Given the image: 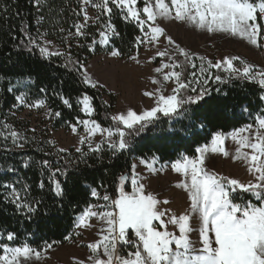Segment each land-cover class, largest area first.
<instances>
[{"label": "snow or ice", "instance_id": "6c2138e0", "mask_svg": "<svg viewBox=\"0 0 264 264\" xmlns=\"http://www.w3.org/2000/svg\"><path fill=\"white\" fill-rule=\"evenodd\" d=\"M84 5H91L97 9L100 14H107L109 21L102 25L99 31V44L108 45L113 37L119 35L115 25L111 20V15L114 9L119 12L122 19L128 22H135L137 27L145 37H137L135 43L137 45L143 43H153L159 36L164 35V29L161 27H154L148 24L149 21L155 23L157 16L163 18H173L176 21L186 22L194 25L196 29H206L208 33H222L226 37H236L247 39L248 43L260 48L264 45L258 43V38L264 39V23L259 21L264 20V0H144L142 9L137 8L138 0H81ZM15 3V0H13ZM29 3L37 9L34 20L37 26V35L43 38L44 33L39 31V26L44 21L45 17L41 14V8L45 5L46 0H29ZM51 9V6L49 5ZM174 10V16L172 12ZM8 9H4L7 14ZM76 16L83 14L84 23L73 22L72 27L75 29L74 35L77 38L86 37L85 28L88 25L89 17L85 8H80L79 12L74 11ZM16 15L20 16V12L16 11ZM100 16L96 17L99 22ZM111 32V36L108 35ZM20 32L23 37L21 44H24L26 49L31 52L32 47L39 49L40 54L48 58L50 55L60 56V52L49 53L47 46H40L35 38L29 32L27 20L21 22ZM64 33V29H60ZM13 39L17 37L13 34ZM63 42V41H62ZM169 45L174 48L169 51L167 48L157 53L160 57H167L171 63H165L162 68L178 69L184 64H191L196 67L194 60L196 57L190 54L184 48L180 47L169 36L167 37ZM50 43V42H47ZM97 41L92 39L89 51L95 50ZM70 47V45H69ZM111 55L113 57L121 55L118 49H112ZM184 57L183 62H178L176 56ZM135 58V57H133ZM203 60V57H199ZM235 57L224 58L222 61L213 63L208 61V68L220 69L222 65L227 66L231 76L242 78L245 80H256L259 78V84L264 87V69L253 71V66L245 61L243 70L233 67V60ZM77 63H79L77 61ZM162 68L155 69L157 73L162 72ZM202 69L201 76L191 81L181 82V72L172 71L163 76V81L167 82L171 78H175L177 87L172 89L174 94L165 97L163 94L159 95L156 100V106L151 110L144 111L142 114H137L133 110L127 111L126 115L113 116L112 119L122 124L126 129H134L135 125H140L135 128V133L138 135L144 130L148 123H151L152 118L156 117L157 113H163L168 116L170 113L177 111L178 107L184 105H195L208 95L209 90L206 87L210 77L205 75ZM195 77V73H192ZM215 80H221L220 76H215ZM84 82L91 83L90 79L84 74ZM153 83H160L156 80ZM192 84H198L200 87H192ZM95 86V85H93ZM166 90V89H165ZM185 90V95H180V91ZM12 89L9 88V92ZM41 91H46L41 89ZM188 92L195 93L194 95L187 94ZM146 96L151 97L152 93H145ZM179 96V98H178ZM16 101L20 104L25 103L23 95H17ZM62 103L68 108L72 107L69 98L60 97ZM90 97L85 95L81 103L83 104V111L85 113L92 112L90 104ZM264 101V95L260 97ZM44 104V101H39L37 107ZM56 117L61 116L60 111H55ZM259 128L255 134V142H252L251 137H244L239 140L241 147H247L252 150L250 156L246 159L250 160V171L256 173L254 181L248 184L241 183L237 179H230L225 176H219L214 172H208L202 167L204 164V153L217 152L221 149L219 145L223 143L222 134L217 135L212 139L211 148H198L197 151L201 153L197 159H189L183 157L182 160H177L171 165V168L176 172L183 174L185 177H190V183H178L175 186L182 188L187 192L188 199L191 201L190 208L185 214L177 215L175 213L169 214V210L157 209L158 204H168L170 201L158 200L151 193H144V185L139 184L135 177L136 165H132L133 178L131 184L133 191L128 193L124 191L123 187L119 189V196L114 198L108 194L100 197L105 203L104 205H90L79 215L76 220L77 228H88L91 224L88 223L91 217L99 216L103 219L107 228L102 229L104 234L100 241L96 243H88L87 248L92 252V256L88 257L92 264H264V135L260 134V129H264V118H257ZM84 125L90 123L89 120L78 121ZM94 127L88 129L89 136H92L100 129V125L95 121H91ZM252 125H247L246 129L251 130ZM0 129L7 130V134L0 131V150H9L8 141H11V146L14 148H23L28 139L26 136L13 130L7 123L0 124ZM34 131V130H33ZM72 131L75 133L77 128L72 126ZM101 131H104L101 129ZM109 138L118 136V141H111L108 144L109 149L125 150L129 148L130 141L125 138V132L113 131L111 128L107 129ZM245 129H239L232 133L233 139H236L240 132ZM85 142L81 138L80 143ZM92 151H98L99 145L91 148ZM61 152L64 150L61 149ZM77 152L81 149L77 148ZM227 155V152L224 153ZM158 157H152V163H156ZM33 162L31 157L21 158V166L28 169ZM42 166L50 169V183L53 185L51 191L56 197L63 196V188L59 180L55 179L57 173L61 170L56 168L51 170V163L48 160L37 162ZM142 164L146 161L142 160ZM151 170V165H147ZM0 171H7L9 173H17L18 169L12 165L6 169L0 167ZM126 177L121 176L123 181ZM19 179L15 181L0 182V189L4 192L0 195L4 196L5 202L12 203L14 207L26 214H34L38 208L34 205L40 203L39 200L28 201L26 199L30 191V185H23L22 188H17L15 185ZM43 189L44 184L41 181L38 185ZM241 191L244 193H251L256 200L261 201L260 206L253 203H235L233 202L232 194ZM21 192L24 195H21ZM90 195L98 197L97 189H91ZM93 207H103L102 212L93 211ZM191 214V215H190ZM167 217V220L164 219ZM190 219L194 221L193 226L190 227ZM158 221L159 224H155ZM169 225L178 228V234L174 231L168 230ZM198 227V234L196 245L194 246L189 233L193 232ZM158 228L165 229L164 231ZM131 234L135 239H132ZM13 241L16 238V233L0 232V239ZM214 235V238H213ZM118 245L130 246L134 251H128L127 255L118 247ZM174 245V247H173ZM3 254H0V264H25L26 261L32 258L35 252V258H40V252L33 249L29 244L25 243L22 246L9 247L7 244L3 246ZM52 245H47L51 248ZM102 249L103 256L107 259H102L99 252ZM24 258L23 261L20 258Z\"/></svg>", "mask_w": 264, "mask_h": 264}, {"label": "trees", "instance_id": "16d2710c", "mask_svg": "<svg viewBox=\"0 0 264 264\" xmlns=\"http://www.w3.org/2000/svg\"><path fill=\"white\" fill-rule=\"evenodd\" d=\"M143 6V2L139 1L137 7L142 9ZM5 8L8 9L7 14L4 13ZM59 8V5H54L52 11ZM16 11L20 12V16L16 15ZM36 12L37 9L29 0H15V3L13 0H0V124L10 122L9 115L18 105L15 97L23 95L27 103L44 101L50 112L52 130H68L71 125L86 118L81 101L87 95L91 98L93 119L103 129L125 132L130 146L125 150H113L101 144L98 151L82 147L80 152L70 150L63 153L52 147L47 140L35 146L28 142L23 148L12 147L9 140V150H0V167L6 169L14 165L18 172L0 171V182H11L18 178L19 182L15 185L18 189L25 184L30 185L26 199L39 200L40 203L34 205L38 208L34 214H26L18 211L12 203L5 202L4 196L0 195V232L16 233L13 241H8L6 235L0 239V254H3L4 244L16 247L27 243L37 251L47 248L49 244L54 247L66 244L74 237L75 222L79 215L87 206L97 204L96 198L90 195L91 189H97L98 196L108 194L114 198L119 196L121 187L130 193L132 165L136 160L149 161L152 157H158V161L164 164L175 163L183 157L193 159L197 156V149L207 146L217 133L230 134L255 124L257 117H264V101L260 99L264 95V87L258 81L231 76L221 68L200 66L196 58V67L184 64L174 70L181 72L182 82L200 77L202 69L205 70L204 74H210L211 77L206 85L208 95L198 104L178 107L176 112L168 116L157 113L151 123L137 135L134 129L140 125L126 129L112 119L116 97L107 94L104 89L85 83L82 72V65L87 60L94 55L111 53L112 49H118L122 59L134 55L138 48L135 40L142 36L136 23L125 21L114 9L110 22L115 25L119 35L111 39L107 48L96 46L94 53L72 48L65 55L45 58L37 47L29 45L32 47L29 52L21 44L22 39L26 42L20 32L24 19L27 20L30 34L38 42L34 20ZM49 20L52 26H63L66 22L65 19ZM13 34L17 39H13ZM89 34L96 36L95 28ZM175 59L178 62L184 61V57L179 55ZM192 73H195V77ZM215 76H220L221 80H215ZM192 87L200 86L192 84ZM41 89L46 91L42 92ZM106 95L110 97V103L105 101ZM180 95H185V90H181ZM60 97L69 98L72 107L65 106ZM55 111H60L61 116L56 117ZM27 157H31L33 163L25 169L21 166V158ZM43 160L50 161L51 170H61L55 179L62 185V198L56 197L51 191L53 185L50 183V169L37 163ZM121 176L126 177L123 183ZM41 181L43 189L38 186ZM3 192L0 189V193ZM21 195L24 193L21 192ZM231 198L235 203L261 204L251 193L239 190ZM129 234L133 238L131 232ZM118 247L125 255L135 250L130 246Z\"/></svg>", "mask_w": 264, "mask_h": 264}, {"label": "rangeland", "instance_id": "374dc122", "mask_svg": "<svg viewBox=\"0 0 264 264\" xmlns=\"http://www.w3.org/2000/svg\"><path fill=\"white\" fill-rule=\"evenodd\" d=\"M139 1H142L144 5V0ZM166 3H170V0H166ZM54 5H59L60 8L52 11ZM82 7L86 9L91 19L85 28L87 36L77 38L74 35L75 29L72 27V24L73 22L84 23V17L83 14L76 16L73 13L74 11L79 12V9ZM41 14L45 16V19L39 26V31L44 33V36L43 38L39 37L38 42L40 46H47L49 53L58 51L61 55H65L66 51L72 48L86 51L87 53H94V51H89L93 38L97 41L95 47L107 48L110 45V43L106 46L99 44V31L103 30L102 25L109 21L108 15L100 14L91 5L82 4L81 0H46L45 5L41 8ZM98 15L100 16L99 22L96 21ZM172 15L174 16V10ZM49 18L65 19L66 22L63 26H52ZM259 22L264 23V20ZM148 24L163 28L164 35L159 36L151 44L143 43L138 45L137 52L129 58L122 59L120 55L113 57L111 53H103L101 55H94L90 60H87L86 64L82 65L83 75L86 73L91 81V83H87L88 85L104 89L107 94H112L116 97L113 116L126 115L129 110L142 114L144 111L151 110V108L156 106V100L159 95L163 94L167 97L174 94L172 89L177 87L175 78L173 77L169 81L164 82L163 76L175 70L171 67L162 68L163 64H170L171 61L167 57L157 55L159 51H163L166 48L169 51L174 48L173 45H169L167 42V37L169 36L176 44L190 54H193L198 59L200 66L208 67V61L216 63L226 57H235L238 59L233 60V67L239 68L241 72L243 70L241 61L252 65L253 71L264 69V48L249 44L245 38L239 36L226 37L222 33H208L206 29H196L194 25L186 22L176 21L173 18L166 19L161 16H157L155 23L149 21ZM61 28L64 29V33L60 32ZM93 28H95L96 36L89 34ZM108 35L111 36L110 31H108ZM141 37H145V34L142 33ZM258 43L264 45V39L258 38ZM199 57H203V60L199 59ZM158 67L162 68L161 73L155 71ZM221 69L229 72L226 65H222ZM153 80L160 83H153ZM256 81L259 82V78ZM146 92L153 95L151 97L146 96ZM104 99L107 103H110L111 99L108 95ZM36 105L37 103L31 104L25 102L24 104H20L18 102V105L14 107V110L9 115L8 121L10 122H5L13 130L26 136L28 142L33 146L47 140L56 150L61 152L60 150L63 149V153H65L70 150L76 151L77 148L81 149L82 147L91 149L101 144L108 145L109 142L117 141L118 139V136L115 135L109 138L107 129L101 127L94 135L89 136L88 129L94 127L91 121H95L93 119V110L90 114L85 113L82 103V112L86 117L84 120H89L90 123L88 125L79 122L73 124L77 128L75 133L72 131L73 125L68 130H52L50 112L46 105L43 104L40 107ZM257 118L251 130H247L246 127L242 128L245 131L240 132L236 139H233L232 133L238 130L227 135H222L223 143L219 145L221 150L204 153V164L202 167L210 173L214 172L219 176L237 179L244 184L253 182L256 173L249 170L251 163L249 159L245 158L252 154V150L247 147H241L238 141L244 137H251L252 142H255V134L259 128ZM96 124L98 123L96 122ZM101 129L104 131H101ZM3 132L7 134V130L5 129H3ZM260 134L264 135V129H260ZM81 138L85 139L83 144L80 143ZM211 142L204 147L210 149ZM225 152H227V155H224ZM200 155L201 153L198 152L197 156L193 159L199 158ZM141 161L136 160L134 162L136 165L135 177L139 184L144 185V193H151L160 201H170L168 204H158L157 209L161 211L167 209L169 210V214L175 213L177 215L188 212L191 201L188 199L187 192L182 188H177L175 185L184 182L190 183V177L176 173L171 168L173 163L162 164L157 161L153 164L151 159L142 164ZM149 164L151 165V170L147 166ZM130 188L131 193L133 191L131 182ZM102 196L95 197L97 200V204L95 205L107 203L100 198ZM92 210L102 212L112 209L93 207ZM164 219L167 220V217H164ZM88 223L91 224V227H75L73 239L69 240L66 244L52 246L51 248L39 251V259L35 258L34 252L32 258L26 261L25 264H92V261L88 257L93 254L87 248V244L100 241L104 234L102 229L107 228V224L99 216L91 217ZM154 223L159 224L158 221H154ZM193 223L194 221L190 219V227L193 226ZM158 230L164 231L165 229L158 228ZM168 230L178 234V228L175 226L169 225ZM198 230L197 227L193 232L189 233L194 246L196 245ZM99 254L102 259H107L103 256L102 249ZM20 259L23 261L24 258L21 257Z\"/></svg>", "mask_w": 264, "mask_h": 264}, {"label": "built area", "instance_id": "2783aa9c", "mask_svg": "<svg viewBox=\"0 0 264 264\" xmlns=\"http://www.w3.org/2000/svg\"><path fill=\"white\" fill-rule=\"evenodd\" d=\"M132 239H135L134 235H133V238ZM125 246V245H124ZM125 247H128V246H125Z\"/></svg>", "mask_w": 264, "mask_h": 264}]
</instances>
